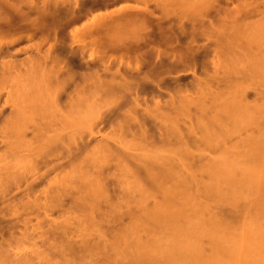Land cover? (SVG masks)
I'll use <instances>...</instances> for the list:
<instances>
[{
	"label": "rangeland",
	"instance_id": "obj_1",
	"mask_svg": "<svg viewBox=\"0 0 264 264\" xmlns=\"http://www.w3.org/2000/svg\"><path fill=\"white\" fill-rule=\"evenodd\" d=\"M31 1L34 2L35 0H25V2ZM95 1L87 0L86 2L84 0L88 5V8L86 7L87 17L84 16L85 18L76 21L77 24L68 20L70 25H65L67 28L64 26L67 22L65 16L63 19L65 22H62L61 26H57L58 23L54 24L56 25L54 29L50 27V30L53 29L52 32L49 31V28L46 30L47 27H45L46 29L42 28L43 34L37 33L36 36V33L30 30L5 31L0 28V46L3 43L6 48L11 43L19 51L15 52L18 55L5 58L11 67L6 65L7 68L2 67L0 69V207L5 209L4 214H1L2 211L0 213V264H110L111 262L118 264L120 257L124 256L123 258H125L126 256L122 253L121 255L119 250V252L115 251L113 247H110V250L109 246L119 237L118 233L129 230L128 227L131 228V232H127L131 234L133 233L132 230L134 233L135 230H141V232H136L139 235L135 234V236L133 233V237L130 233L127 234V240L123 243L124 246L128 244L130 249L134 247L130 243L140 238L143 240L142 242H151L156 237L155 240H165L167 243L169 239L166 234L161 233L163 231L159 229L161 232L158 235L159 232L155 230L153 225L151 227V224L150 226L146 224L149 227L147 231L145 226L143 227L146 230L142 227L141 229L136 228L134 221L132 224L131 215L141 213V203L145 202L143 204H148L147 206L151 204L152 206L162 199L159 193L151 198L147 193V196H144L143 193L149 191L146 189H149L150 185L143 173L135 171V163H140L135 158L142 156L147 159L154 156V158L160 157L165 162L179 163L180 167L177 164L179 175L191 177L193 184L195 186L198 184L196 187H200L204 183L212 182L209 172L213 171V166L215 167L217 162L222 161L223 158L233 152H247L250 139L259 135L264 128V123L260 125L264 119L259 118L261 119L259 123H252L251 120L253 118L258 120L254 116H261L260 114L250 115L253 116V118L250 117L252 122L249 121L248 115L247 121L244 119L245 123L238 125L228 116L216 115V117L215 113L213 114L214 111H211L213 110L212 105L210 107V103H213L211 100L215 95L214 93L218 92L216 94L221 95V92L227 95L225 93L230 91L233 94V89L235 90L234 94L237 90H241V93L244 91L242 93L244 102L251 107H257L256 105L264 101L261 95L264 93V85H259L260 81L256 80L259 74L256 71L253 72L254 69L250 66L255 63L257 58L264 55V33L263 30H260L264 29V0H124L125 2L120 1L113 5L114 7L112 5L109 8L106 7V10L104 7L101 8L102 6H99L100 9L94 10L96 8ZM76 2L77 0H36L34 3L37 6L42 4L43 7L40 5L41 8H47L52 13L53 8L61 3V8L58 6L59 13L68 17L67 6L73 9V12L69 10L72 14L79 9V6L82 7V5L77 4V8ZM78 2L84 3L83 0H78ZM46 3L48 4L46 5ZM53 3L54 5H52ZM69 4L73 6H69ZM125 4L135 7L133 8L135 11L147 10L148 21L143 23L132 20L127 23L129 25L124 22L125 24H121L123 27L116 26L117 28L114 27V30H104L106 32L101 30L97 37L96 28H93V32L92 26L90 28L88 24L92 25V20L94 21L99 15L105 14L106 11H113L112 9H118ZM150 14L154 18H151ZM68 15L70 14L68 13ZM61 17L63 18V16ZM62 18L61 21H63ZM154 20L156 23L163 22L160 30L167 27L170 29L169 32L177 33L182 29L185 30L184 35L192 29L194 32H198L196 35L199 39L195 35L196 42L193 44L198 47L196 52L199 53L201 67L196 73L198 78H201L199 83L192 79L194 74L190 72L193 70L188 71L183 67L176 69L177 71L174 69L169 73H161L162 75L159 73L158 76L156 67H158L161 58L164 62L166 60L172 61L174 59L172 57L175 56L171 53L176 51L172 45L182 43V41L177 39L178 41L175 40L174 42L169 38L172 41L170 44L171 41L167 38L171 37V34L166 30L167 34L170 35L168 34L165 38V32L164 34L155 29ZM166 22L168 23L166 24ZM159 24L158 26L161 25ZM86 25L88 26L86 27ZM185 26L191 29L188 30L189 28L187 29ZM61 27L63 28L61 29ZM88 28L91 31L88 32ZM121 28L124 30L122 31ZM42 30L37 31L42 32ZM115 30L116 36L113 35ZM53 32L57 34L51 35ZM160 33L161 35L164 34L162 36L165 39H160ZM103 34L107 35L104 36ZM139 34L144 40L154 39L152 45L143 44L144 46L139 48L136 44L138 39L142 41ZM32 35L33 40L30 39ZM50 35L51 37H48ZM102 36L106 38L104 39ZM175 37L177 36L175 35ZM117 39L118 41H116ZM129 40L137 41L135 44H132L131 41L130 45L132 44L134 47L126 46L129 44ZM181 43L179 44L183 47L185 44L188 45V41L185 44L184 42ZM49 46L54 47L50 50L53 49L51 54L48 50L50 49ZM82 46L84 50L83 54L80 55L82 49L79 47ZM149 46L152 48L149 49ZM158 48L165 52H161L160 55L158 52L154 54V50ZM172 49L173 51H171ZM183 49L181 51L178 49L175 55L183 52ZM149 50L150 53L152 50L153 55L150 56ZM201 50L203 54L200 52ZM85 53L91 59L85 56L86 61L84 59L82 61L81 56H84ZM47 54L53 59L49 60L50 57ZM39 55L43 57L40 58ZM161 55L162 57H160ZM35 56L39 59H36ZM15 57L16 59H14ZM33 57L36 60L33 61ZM87 60L88 63L91 62L90 66L86 64ZM204 61L205 67L202 66ZM100 65L108 66V70ZM128 69L130 70L126 73H134L135 75H127L126 79L131 78L129 82L134 81L133 85H137L135 82L139 83L141 81L139 78L143 77L140 78L143 80L142 83L150 84L151 87V89H149L150 87L146 89L148 93L140 91L138 87L137 94L135 87L132 91L134 94L130 92L131 90H125L126 94L122 92L124 90H117L116 93H112L114 96L108 92V87L105 86H109L108 83L112 82L111 74L114 76V73L117 72L115 75H119L118 72L124 73ZM183 69L184 73H182ZM247 69L253 70H251L253 73L249 71L251 74L255 73L251 75L252 77L256 78L257 76L256 79L253 78L255 79L253 84ZM94 70H97L98 74ZM103 72L107 73L103 74ZM137 72L141 73L140 77H137L139 74ZM69 73L71 74L69 75ZM187 73L188 75H186ZM177 75L183 76L181 78L184 81L181 82L180 87L173 78H176ZM160 78L163 79V82ZM109 80L111 81L109 82ZM117 80L116 82H119L121 77H118ZM156 80L162 82L160 90L156 88L160 81L157 83ZM189 80L191 82H188ZM165 81L169 82V85ZM171 81H173L172 84ZM246 81L248 84L245 83ZM185 82L188 83V88H186ZM241 84L245 88L244 90ZM155 88L159 91L157 92L158 96ZM167 88H179L178 90L181 91L168 90V92L170 91L169 94L166 91ZM160 91L162 94L164 91L167 94L165 92L163 95L159 94ZM228 95L230 94L228 93ZM130 96L134 101L131 100ZM200 96L205 98L206 103H208L207 107H210L208 109L213 116L206 110H200L195 104H190V99ZM202 112H205L206 115ZM16 113L22 115L24 120L18 118L13 123L12 119L17 115ZM130 116L133 118L131 119ZM210 121L212 125H208L207 128V122L210 123ZM201 124L206 125L203 128ZM168 131H175L179 137L172 136L170 133L168 136L166 134ZM91 140L96 143L94 146L103 143H106L105 145L108 147L110 146L112 152L110 151L109 158H102L100 161L96 159L93 160L95 162L91 161L92 165H87L89 162L85 163L87 155H91V152L85 151L86 149L84 150L79 146H83L84 143H89ZM92 142L89 144H94ZM79 155L80 157H77ZM82 156H85V159ZM229 158L234 159V156ZM77 159L79 160L77 161ZM87 176L89 178H86ZM96 177L99 179L103 177L105 180L102 179V183L107 187L105 189L107 194L101 199L98 209L89 213L81 203L86 199L85 192L89 190L88 187L91 185H89L91 182L89 179H96ZM87 179L89 182L85 181ZM198 193L200 194V192ZM200 197L203 199L201 201L209 203V208L211 207L209 212L207 211V215L213 216L212 214H217L216 212L220 209L218 216L223 215L222 217H224L227 214V218L236 221V229L232 225V220L230 223L235 229V232H232L236 238L230 236L232 233H229V230L233 228L228 225L230 227L229 232L227 231L230 235L226 233L229 235L228 239L232 241L233 238V243L235 240V247L241 257L245 253V249L249 252L248 249L253 247L254 242L250 239L256 237L261 227L257 225L260 220L257 221L254 212L248 208L252 198H246L250 199L249 202L247 203L245 199L244 207L237 208L227 203H216L219 201L215 199L205 200L206 197L204 198L203 195H200L199 199ZM6 204H9V207H6ZM247 204L249 205L247 206ZM245 206L247 207L245 208ZM222 208L223 210L220 212ZM234 208L237 210L241 208L240 211L238 210V214L236 210L237 216H235ZM11 209L13 214L8 213L9 211L12 212ZM210 210L215 212L212 213ZM230 213H233L232 216ZM227 218L224 217V220L228 224ZM261 223L263 224V222ZM124 227L126 230L123 229ZM152 228L159 238L149 232ZM116 235L118 236L116 237ZM137 235L140 238L133 240V238H137ZM203 239L206 240L203 242L204 245L209 247L206 249L210 250V244L207 243L208 238L204 237ZM230 240L227 242L231 243ZM69 244H72L71 247ZM74 244L75 248L73 247ZM248 245L249 247L246 248ZM123 258L121 257L120 260H124ZM126 260H128L127 257ZM126 260L125 262L122 261L123 264L127 262Z\"/></svg>",
	"mask_w": 264,
	"mask_h": 264
},
{
	"label": "bare ground",
	"instance_id": "obj_2",
	"mask_svg": "<svg viewBox=\"0 0 264 264\" xmlns=\"http://www.w3.org/2000/svg\"><path fill=\"white\" fill-rule=\"evenodd\" d=\"M91 1H95V0H91ZM120 1H124V0H96L95 1L96 3L94 2L95 3V6H96V8H94V10L95 9H100L99 6L100 7L102 6L101 8L104 7V10H106L107 9L106 7L109 8L111 5L113 6L115 4H118ZM34 2H32V1L31 2H25V0L23 2H22V0L21 1L19 0L18 2H17V0H0V28H3L5 31L20 30V29H22V30H30V31H33L34 33H36L35 34V36H36L37 33L43 34V31L44 30H42V28H45V27H47V29L45 28L46 30H48V28H49V31L52 32L53 29L56 26L54 24H57L58 23L57 26L58 25L61 26V23L62 22H65L63 20L65 18H67L66 19L67 22H65L66 24H64V26L65 25H68L69 24V21L72 22V23L73 22H76V21L78 22L81 19H83L84 16L87 17V8H88L87 6L88 5L84 2V0H83L84 3H82V4H81V2H78V0H77L78 3L76 2V5L74 4L76 7H77V4L82 5V7L79 6V9L78 10L74 11V14H72L73 9H71L70 7H69L70 8L69 9L68 6L66 7L67 8L66 13H67V16L68 17H66L65 14L64 15H61V13H59L60 12L59 11V7L61 8V3H60V5H58L59 7L57 5H55L58 8L57 7L53 8V13H52L51 11H48L47 8H41V7H43L42 4H40L41 5V7H40V5L38 3L37 4L39 6H37ZM86 2H87V0H86ZM56 3H57V1H56ZM47 4L48 3H46V5ZM52 5H54V3ZM70 5L71 4H69V6ZM71 6H73V5H71ZM97 6H98V8H97ZM119 6H121V5H119ZM140 7H142V6H140ZM133 8H135V7H132V5L130 6V5H126L125 4V5H122L118 9H116V8H115V10L112 9L113 11H110V12H107L106 11L105 14H103L101 16L99 15L98 18L96 17V19H94V21L92 20V22H93L92 25H90V24H88V25H89L90 28L92 26V30H93V28H96L97 31L96 30L95 31L97 32L96 35L98 37V32H100L101 30L108 31L110 29L111 30L112 29L114 30V27L115 28H117V27H123V26H121V24H125L124 22H126V24H127V23H129V21H132L133 20V21H138V22L139 21H142L144 23L147 20V18H148L147 17L148 13H146L147 10L145 11L142 8L144 10V13H143L142 12L143 10L142 11H139V10L138 11H135V10H133ZM69 10L70 11L72 10V12L70 13ZM140 10H141V8H140ZM89 11H91V10H89ZM92 11H93V8H92ZM68 13L70 15H68ZM61 16H63V18ZM64 16H65V18H64ZM70 16H71V18H70ZM150 16H151V18L153 17V15H151V14H150ZM61 18H62L63 21H61ZM155 20H157V19H155ZM59 22H60V24H59ZM77 22H76V24H77ZM159 23H160V21H159ZM159 23H156V21L154 22L155 29L160 30V27H162V25H163L162 23L163 22L160 23L161 25ZM167 23L168 22H166V24ZM158 24L160 26H158ZM42 25H43V27H42ZM88 25H86V27ZM127 25H129V24H127ZM50 27H53V29L50 30L51 29ZM125 27H127V26H125ZM156 27H158V28H156ZM185 27L187 29L189 28L188 26H185ZM62 28L63 27H61V29ZM68 28H70V27L68 26ZM90 28L87 29L88 32H89V30L91 31ZM40 29L42 30V32L37 31V30H40ZM164 29L165 28H163L162 30H160V32L161 33H164L165 32L167 34V31L169 32V30H170L167 27H166L165 31H164ZM190 29L191 28H189L188 30H190ZM84 30L86 31V29H84ZM116 30H115L114 33L112 32L113 35L116 33ZM123 30L124 29H122V31ZM174 30H177V29H174ZM260 30H263V33H264V29H260ZM49 31H48V33H49ZM60 31H62V30H60ZM106 31H104V32H106ZM93 32H94V30H93ZM128 32H129V30H128ZM184 32H185V30H182V29L180 30V32L177 31V33H171V32H169L171 34V37L172 38L170 36L167 38V36H168L169 33L167 35L165 33H164L165 35L162 34V35L165 36V38H167L168 40L170 38V39L174 40V42H175V40L176 41L179 40V41H182V43L184 42V44H185L188 41V45L185 44L184 47H183L182 45L179 44L181 42H179V43L176 42L177 44H173L172 45V47H174V49L176 51H178V49L181 51L183 48H184L183 49L184 51L175 55L176 51L174 50L175 53H171V54H174V56H175V57H172V55H171V57L174 58V59L171 58L172 61H170V60L167 61L166 60L164 62V60H162L163 58H161V60L159 59L160 62L158 64V67H156V73L158 74V76H159V73H160V75H162L161 73H164V74L166 72L169 73V71H173L174 69L176 70V69H179V68H182V67L185 68L188 71H192L193 70V72H190V73H193L194 74V78L197 75L196 73H198L197 72L198 71V68L201 67V66H200V60H199V56H198L199 53H198V51L196 52V50L198 49V47L195 46L193 43L196 42L195 41V35L198 32H196V31L194 32V29H192V31H189V32L187 31V34L186 35H184ZM34 33H33V35H34ZM48 33H47V35H48ZM55 33L53 32V33H51V35L52 34H55ZM125 33H126V31H125ZM161 33L159 34V36L161 35ZM64 34H66V33H64ZM144 34H145V32H144ZM173 34H175L177 37H175V35H173ZM33 35L30 38L31 40L34 39ZM51 35L48 36V37H51ZM106 35H104V36H106ZM162 35L160 36V39H165ZM115 36H116V34H115ZM139 36H140V34H139ZM196 36L198 37V35H196ZM102 38L105 39L106 37H103L102 36ZM147 38H149V37H147ZM155 38H156V36H155ZM30 39H29V41H30ZM131 39H132V37H131ZM134 39L137 40V38H134ZM198 39H199V37H198ZM168 40H167V42H168ZM116 41H118V39ZM124 41H123V43H124ZM129 41H130L129 44H127V45L125 44L126 46L129 45V47H131L132 44H135V42H137V41L133 42L132 40H129ZM131 41H132V44L130 45ZM140 41H141V39H140ZM140 41L138 39V43H136V44H138V47L139 48H141L142 46H144L143 44H145V45H148L149 44L150 45L152 43V41H154V39H150V40L145 39L144 40L142 38V41L141 42ZM169 41H171V40H169ZM11 42H12V40H11ZM125 43H127V42H125ZM171 43H172V41L170 42V44ZM9 44L12 45L11 43H9ZM3 45L4 44L2 43V46ZM10 45L8 47H6V48H5V45L3 46L4 48L2 46H0V48H1L0 49V69H2V67L3 68H7L6 65H9L10 64V63H8V61L5 60L6 57H8V56H12L13 57V56H15V54L18 55V53H15L17 51L16 50L17 48H15L14 45H12L13 47L10 46ZM181 46H182V49H180ZM132 47H134V45ZM138 47H135V48H138ZM51 48H54V47L51 46L50 49H48V50L50 51ZM57 48H58V46H57ZM57 48H55V49H57ZM80 48L82 49L84 47L82 46V47H79V49ZM151 48L149 46V49H151ZM158 49H156V50L153 49L154 50V54H155V52H158L159 53L158 55H160L161 52H165L161 48H158ZM58 50H56V52H58ZM83 50L84 49H82L80 51L81 52L80 55L83 54ZM142 50H144V49H142ZM71 51H74V50H71ZM171 51H173V49ZM17 52H19V51H17ZM51 52H53V49H52V51H50V54H51ZM200 52L203 54V51L202 50ZM201 53H200V57H201ZM36 54H38V53H36ZM44 54H43V56H44ZM149 54H150V56H151V54L153 55L152 50H151V53H150V50H149ZM31 55H32V53H31ZM49 55H48V57H50ZM52 55H53V53H52ZM57 55H59V54H57ZM146 55L148 56V54H146ZM43 56H40L39 55L40 58L43 57ZM46 56H45V59L47 58ZM55 56H56V54H55ZM72 56L74 57V55H72ZM85 56H86V53H85L84 56H81L82 61H83V59L85 60ZM261 56L264 57V55H261ZM261 56H260V58H257L254 61L255 63L253 65H250V66H252V69H254V71L252 69H247L248 72L251 71V70L253 72L256 71L261 76L260 77L258 75V78L260 77V79H258L257 76H256V78H257L256 79L255 77H252L251 76V75H254L255 73L254 74H251L253 72L252 71H251V73L249 72V74H250L249 76L252 77V79H251V77H249L251 79V81H252V84L254 83L253 80L255 81V79H256L257 81L258 80L260 81L259 85L260 84L264 85V58H262ZM86 57H89V56L87 55ZM154 57H155V55H154ZM160 57H162V55ZM35 58H36V56H35ZM50 58H49V60H52L53 59V57L51 59ZM75 58H77V57L75 56ZM144 58H146V57L144 56ZM14 59H16V57ZM36 59H39V58H36ZM36 59H34V57L32 58L33 61L36 60ZM45 59H43V60H45ZM57 59H59V58H57ZM60 59H61V57H60ZM78 59H79V57H78ZM89 59H91V58L89 57ZM32 60H30V61H32ZM88 60H87L86 64H89V66H90L91 62L88 63ZM94 60H92V61L94 62ZM46 61H47V59H46ZM60 61L62 62V60H60ZM75 61H77V60H75ZM71 62H72V60H71ZM251 62H253V61L251 60ZM11 65H12V63H11ZM56 65H57V63H56ZM203 65L205 67V61H204V64H202V66ZM74 66H76V65H74ZM100 66L102 67L103 65H100ZM156 66H157V64H156ZM248 66H247V68H250ZM96 67H95V69H96ZM103 67H104V69H107L108 70V66L107 67L106 66H103ZM57 68H58V66H57ZM98 68L101 69L99 66H98ZM118 70H119V68H118ZM129 70L130 69L126 70L124 73L118 72V74L120 73L119 75H115L117 72H115V73L113 72L114 73V76L111 74L110 77H112V82L111 83H108L107 80H106V82L109 84V86H105V87H108L107 90H108L109 93H111V94L112 93H116L115 91H117V90L118 91L124 90V91H122V92H124V94H126L125 93V90L126 91L127 90L128 91L131 90L130 92L133 93L132 91L134 90V87H135L136 88L135 91H136V94H137L138 93L137 87L139 88L140 91H146V89L150 87L149 86L150 84L147 85L145 82L142 83L143 80L140 79V78H143V77H140L141 76V73H139V72H137V74L139 73L137 75V77H140L139 80H141L140 81L141 83L139 82L140 83L139 84L138 82H135V83H137V85L136 84L133 85L134 84V81L132 83L129 82V80H131V78H129V80H127L128 79V78L126 79V77H128L127 75H132L133 76V74H134V73L133 74L132 73H126L127 71L129 72ZM94 72H96L98 74L97 70L96 71L94 70ZM5 73H7V72H5ZM5 73H4V75H5ZM104 73L105 72H103V74ZM109 73L110 72L108 71V74ZM125 73H126V75H125ZM182 73H184V69H183V72ZM70 74L71 73H69V75ZM63 75H64V73H63ZM186 75H188V73ZM190 76H191V74H190ZM103 77H104V75H103ZM103 77H101V78H103ZM116 77L117 78L118 77H121V80L119 82H116V81L119 80V79L117 80ZM181 77H183V76H181V75L178 76L177 75L176 78L173 77L175 79L176 83L179 85V87H180V85H182L181 82L184 81ZM198 77L199 76L197 75V77L195 78L196 80H195L193 78V76H192L193 81L194 82L196 81V83H199L198 81H201L200 80L201 78H198ZM107 78L110 79L109 77H107ZM253 78H255V79H253ZM250 79H249V81H250ZM261 79H262V81H261ZM110 81L111 80H109V82ZM159 81L160 80H158V82ZM161 81L163 82V79H161ZM161 81L159 82L158 85H156V86H158L156 88L157 89L159 88V90H160V88L162 86L161 85L162 84ZM175 81H174V83H175ZM153 82H154V80H153ZM156 82H157V80H156ZM172 82L173 81H171V84H172ZM188 82H191V81L189 80ZM107 83H106V85H107ZM245 83L248 84L247 81ZM187 84L185 82V86ZM256 84L258 85L257 82H256ZM193 85H194V83H193ZM153 86H154V83H153ZM153 86H152V89H154V87H155V86L154 87ZM235 86H237V85L235 84ZM163 87H165V86H163ZM189 87H190V85H189ZM199 87H201V86L199 85ZM241 87H242L243 90L245 89V88H243V85ZM156 88H155V92L157 93L159 91H157ZM186 88H188V85H187ZM193 88H195V87H193ZM149 89H151V87ZM173 89L175 91V90H178L179 88L178 89H175V88H172V89L169 88L168 89L167 88V90L166 89L165 90L167 91V93H169L170 91L168 92V90H172L173 91ZM184 89H185V87H184ZM237 89H238V87H237ZM140 91H139V93H140ZM178 91H181V90H178ZM122 92H121V94H123ZM146 92L148 93V91H146ZM161 92L162 91H160L159 94H162ZM164 92H163V94H164ZM232 92H233V94H231L230 91H228L227 93H225L227 95H224V93H221V92H220L221 95L216 94L218 92L214 93L215 94L214 97L212 96L214 100L213 99L211 100L213 103H210V107L212 105V109L213 110H211V111L212 112L214 111L213 114L215 113V116L216 115L228 116V117L231 118V120H234L235 124H238V125H241V124L245 123L243 120L245 119V121H247L248 115H249V121L250 122L253 121L252 123H259V121L261 120L259 118L264 119V112H263L264 111V104L262 105V103L264 101L261 104H258V105H261V106L256 105L257 107H254V106L251 107V105L249 106V105L245 104V102H244V98L242 97L243 96L242 93L244 91L241 93V90H239V91L237 90V92L234 94L235 90L233 89ZM228 93L230 95H228ZM263 94H261L262 95V98H264ZM148 95H151V94H148ZM142 96H144V95H142ZM157 96H158V93H157ZM200 97H202V96H200ZM200 97L199 98H195V99L194 98L193 99H190V104L191 103L192 104H195L197 107H199L200 110L203 109V110H206L207 112L210 113L211 111H210V109H208L210 107H207L208 106L207 105L208 103H206L205 98L204 97L200 98ZM131 100L134 101L132 99V97H131ZM262 100H264V99H262ZM10 114H11V111H10ZM203 114H205V112ZM210 114H211V116H213L212 113H210ZM224 114H226V115H224ZM252 114H258V115L260 114L263 117H261V116H254L255 118L256 117L258 118V120H255L253 118V116H250ZM4 117L6 119V115ZM22 117H23L22 115L20 116V115L17 114L14 117L15 119L14 118L13 119L11 118V119H12L13 123H15L18 118H21V120H22L23 119ZM250 117L253 118V119H251ZM130 118L132 119L133 117L130 116ZM211 118H213V117H211ZM220 118L221 117H219V119ZM207 123H208L207 124V128H208V125L211 124V121H210V123L209 122H207ZM260 123H261L260 125H262V123H264L263 120ZM201 125H203V124H201ZM204 125H206V124H204ZM204 125H203V128H204ZM210 126H209V128H210ZM207 128H205V129H207ZM261 128H262V126H261ZM169 133L172 136L173 135L176 136V137L178 136V135H176V132L175 131H168L166 134H168V136H169ZM98 140H100V139H98ZM92 141L93 140H91V142ZM100 141L102 142L103 140L101 139ZM91 142H89V143H91ZM249 142H250L249 143L250 145H249V148H248V151L247 152L244 153V152H241L240 150H238L240 152H236L235 151L236 153H234V152L232 154L230 153L231 155L226 156L227 158L225 157V158H223L224 160L222 159V161L217 162V164L215 165V167L213 166V171L211 169L212 172H209L210 173L209 175H211V177H212V178H210V179H212V182L209 179V181L211 183L207 182L209 184H207V183L202 184L203 182L201 181L202 182L201 183L202 185L199 184V185H201L200 187H196L198 184L196 186H195V184H193V179L191 177H186V176H183L182 174L179 175V172H178L179 171V167H180L179 163H176L174 161L173 162L175 164L173 162H170V161H166L165 162L160 157H155L154 158V156H151V157L149 156L150 158H147V159H146V157H142V156L141 157H138V158H135L137 161L139 160L138 162H140V163H135V165H134L135 166V171L137 173H143L144 176H145V179L149 181L148 184L150 185V188L149 189H146V190H149V191L147 192L145 190L146 192L143 193L144 196H147V194H148L150 196V198H151L154 195H156V194L159 193V195L161 194L162 199L160 201H158V202H155L152 206H151V204H150V206H147L148 204H143L145 202L141 203V206H140L141 207V213L139 215H131L132 216V219H131L132 224H133V221H134L135 227L138 228V229H141V227H142V229H145L143 227V226H145L146 229H147V231L149 230L148 229L149 228L148 226H150V224H151V227L153 225L154 228H156L155 230L159 232L158 235L161 232V231H159V229H160V230L163 231L161 233L166 234V236L168 237L169 240H168L167 243H166L165 240L164 241L161 240L162 241L161 242L160 239L159 240H155V239H157L155 237L154 240L151 241V242L150 241L149 242H142L143 240L138 236L139 234L136 233L138 231L141 232V230H138V231L135 230V233H134V230H132V232L134 233V235L135 234H138L137 235V238H133V240L140 238L139 239L140 241L139 240H135V241H133L134 243L131 242L130 245L133 244L132 247L133 246L134 247L132 249H130V247H128V244H127V246L126 245L124 246V243L123 242L127 240V234H129L131 232L130 231L131 228L128 227L129 230L128 229L126 230L125 227H124L123 229H125L126 231H123L122 233L119 232L118 233L119 237H117L118 235H116L117 239L115 240V242H113V243L111 242L110 243V246H109V249H110V247H113L115 251H118L119 250L120 251V254L122 253L123 255H125L127 257L128 260H126V257L123 258L124 256H121L124 260H120L121 259V257H120V259L118 261V264H120V262H121V264H123L125 262V260L127 261L125 264H264V128L261 130V132L259 133V135L253 136L250 139ZM89 143H84L83 146L82 145L79 146V147H82L84 150L86 149L85 151H90L91 152V155L90 154L87 155L86 162L84 161L85 163H87V161H89L90 163H91V161L92 162H95L93 160H96V159L97 160L99 159V161H100L102 158L103 159L109 158L108 156H109V153L111 151L110 150L111 149L110 146L109 147L106 146L105 145L106 143L105 144L103 143V144H100V145L97 143L98 146H94L96 144V143H94V141L92 142V143H94L92 145L89 144ZM108 145H109V143H108ZM181 152H183V151L181 150ZM124 156L125 157H129V156H126V155H124ZM230 156H234V159L229 158ZM77 157H80V155L77 156ZM82 157H84V159H85V156H82ZM88 157H89V160H88ZM142 158H144V159H142ZM78 160L79 159H77V161ZM99 161H98V163H99ZM89 162L87 163V165H92V163L90 164ZM95 164H97V163H95ZM177 164H178L179 167L177 166ZM103 177L105 178L104 174H103ZM103 177L102 178L100 177V179H99V177L98 178L96 177V179H94V178L93 179H89L91 182H89L88 179L85 180V181H88L89 182V185L90 184L91 185L88 187L89 188L88 191H86V192L84 191L86 193L85 194L86 199H84V201L81 204L85 207V209L88 210L89 213H93L94 211H96V209H98L101 199H103V196H105V194H107V193H105V189H107V187H105L104 184L102 183L103 182L102 181ZM86 178H89V177L87 176ZM106 178H108V177H106ZM84 183H86V182H84ZM81 185H84V184H81ZM86 185L88 186V183ZM194 186L196 187V189H195ZM83 189H85V188H83ZM107 191H109V190H107ZM198 192H200V194ZM27 195H28V193H27ZM200 195L201 196L203 195L204 198L206 197L205 200H207V199H213L214 200L215 199V200L219 201V202H216V203H220V202L227 203L228 205L230 204V206L232 205V206L237 207V208L238 207H242V206L244 207V203L243 202H244V200L246 198H252L251 199V202H250L251 203L250 204V207L248 206L249 204H247V206H248L249 209L251 208V211L254 212V214H255L254 216L256 217L255 219H257V221L260 220V222H257V225L258 226H261L260 228L258 227L259 230H258V232L256 234V237H254V239H252V237H251V239H250V241H252V242L254 241L253 242V247H252L254 249L249 248L248 249L249 252H247V250L245 249V253H248V254L247 255H244L245 253H243V256L241 257L240 254H239V252L237 251L238 249L235 247L236 246L235 240H234V243L232 242L233 241V238L234 239L236 238V237L233 236V232H235V229H236V224H235L236 221H233L232 219L227 218V216H226L227 214H226L224 217H226L228 219L227 221H229V223L227 224V222L224 220V217H222L223 215L221 217L218 216L220 214V213H218V211L220 209L216 212L218 215L215 214V213H214L215 215L212 214L213 212H215L213 210H210V211H212V213L211 212L210 213L213 216H210L209 214L207 215V213L209 212V209H211V207L209 208V206H210V205H208L209 203H205L204 201H201V200H203V199H201V197L199 199V196ZM149 196H148V198H149ZM23 198H24V196H23ZM148 198H145V199H148ZM18 200H20V199H18ZM213 200H211V201H213ZM246 200H247V203H248L250 199L249 200L246 199ZM26 201H28V200H26ZM20 202H22V201H20ZM206 202H208V201H206ZM222 203H220V204H222ZM12 204H13V201H12ZM19 204H21V203H19ZM206 204L208 205V207H207ZM8 205L9 204H6V207H9ZM14 206L16 207V205H14ZM220 206L221 205H219V207ZM247 206H245V208ZM237 208H234L233 209V210H235V216H237L236 215ZM3 209L2 208L0 209V213L2 211L1 214H4L3 212L5 211V209L4 210ZM16 209H17V207H16ZM249 209H247V210L249 211ZM222 210H223V208L221 209L220 212H222ZM238 210H237V214L241 210V208H240L239 211ZM227 211H228V209H227ZM8 213L13 214V210H12V212L9 211ZM232 214H231V216H232ZM233 218H236V217H233ZM231 220H232V223H233L232 225L235 226L234 227L235 229L230 224L231 223ZM261 222H263V224ZM0 223H1V219H0ZM228 225H230L233 229L229 230L230 227ZM135 227H134V229H135ZM151 227H150V229H151ZM152 230L149 231V232L150 233H153L156 236L157 235V233H155L156 231L153 228H152ZM127 231H130V232H127ZM227 231L229 233H232V234L230 235L229 233H227ZM226 233L233 237L232 238V241L230 239H228L229 238L228 237L229 235H227ZM134 235H132V237ZM158 235H157V237H158ZM234 235H235V233H234ZM204 237H207L208 238V240H207L208 242L207 243L210 244V250L208 249L209 251L206 249V248H209V247H206V244L204 245V243H203V242L206 241V240L203 239ZM229 240H230V242L232 244L227 242ZM163 242H165V243H163ZM69 245L71 247L72 244H69ZM249 245L246 248H248ZM106 246H108V245H106ZM106 246H104V248ZM73 247L75 248V244L73 245ZM110 250H108V251H110ZM241 255H242V253H241ZM122 261H124V262H122ZM112 263L113 262H111L110 264H112Z\"/></svg>",
	"mask_w": 264,
	"mask_h": 264
}]
</instances>
